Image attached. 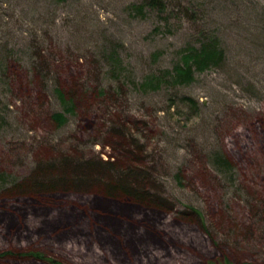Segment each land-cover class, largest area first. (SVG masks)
<instances>
[{
  "label": "rangeland",
  "instance_id": "rangeland-1",
  "mask_svg": "<svg viewBox=\"0 0 264 264\" xmlns=\"http://www.w3.org/2000/svg\"><path fill=\"white\" fill-rule=\"evenodd\" d=\"M47 259L264 264V0H0V264Z\"/></svg>",
  "mask_w": 264,
  "mask_h": 264
},
{
  "label": "trees",
  "instance_id": "trees-1",
  "mask_svg": "<svg viewBox=\"0 0 264 264\" xmlns=\"http://www.w3.org/2000/svg\"><path fill=\"white\" fill-rule=\"evenodd\" d=\"M59 1H64V0H59ZM155 0H149V4L153 5ZM223 57V51L219 48V44L216 43V41L210 40L209 42L204 43L201 47L199 48H189L187 52H185V54L183 55V59L180 63V65H178L175 68L174 73V79L177 83L179 84H183L186 82H190L193 79V75L195 73L196 70H203L207 67H209L210 65H214V64H218ZM63 113L61 112H56L52 115L53 119L57 120V121H63ZM222 158V159H221ZM221 158H217V162H222L225 163V161L227 162L226 158L221 157ZM103 196H105L106 198H109L111 200H116V199H120V198H127L129 201H131V203H136L139 204L145 208H153L154 204L152 205L153 202L146 200V198H144L146 196H139V194H137V192H130L128 190H111L110 188H106L104 189V191L102 192ZM158 210L161 211H166L165 208L163 207V205L161 204H156L155 205ZM155 209V208H154ZM83 217H87L88 215L87 213L83 214ZM19 218V217H18ZM16 219L17 221H19V219ZM17 224V223H15ZM18 232H20L24 226L22 224H20L18 222ZM135 226V230H138V225L134 224ZM68 230V229H67ZM97 231L99 232V234L101 233L104 236H110L109 238H116L114 236V234H111L110 232H108L105 228H103L102 226L97 225ZM90 233V231H89ZM136 233V232H135ZM139 243H138V247H139ZM26 255L37 258L39 260H44L46 259L44 257L43 254H39V252L36 251H32L27 253ZM49 260V263L51 264H61L60 262L56 261V260ZM209 264H216L215 262H211ZM222 264H231L229 261H225ZM244 264H253V263H244Z\"/></svg>",
  "mask_w": 264,
  "mask_h": 264
}]
</instances>
